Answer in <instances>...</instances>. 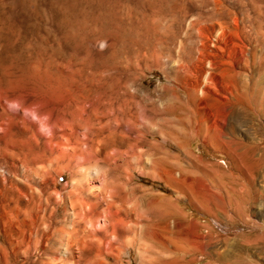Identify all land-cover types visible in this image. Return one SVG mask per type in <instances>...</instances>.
Masks as SVG:
<instances>
[{"label":"rangeland","instance_id":"1","mask_svg":"<svg viewBox=\"0 0 264 264\" xmlns=\"http://www.w3.org/2000/svg\"><path fill=\"white\" fill-rule=\"evenodd\" d=\"M7 80L0 264H264V0H0Z\"/></svg>","mask_w":264,"mask_h":264},{"label":"bare ground","instance_id":"2","mask_svg":"<svg viewBox=\"0 0 264 264\" xmlns=\"http://www.w3.org/2000/svg\"><path fill=\"white\" fill-rule=\"evenodd\" d=\"M207 47V46H206ZM201 60V59H200ZM206 61V60H205ZM212 73V72H211ZM212 77V76H211ZM215 77V76H214ZM210 79V77H209ZM213 79V78H212ZM30 88V87H29ZM29 93V92H28ZM30 96V95H29ZM29 96L27 97V91L25 90L24 88V85L21 84V83H18L14 80H7L5 82H2L0 81V102L5 100V99H11L13 97H17V98H21L22 99V103H26L27 101V98H29ZM21 102V101H20ZM161 124L162 125H166V120L164 118H162V121H161ZM168 126V125H167ZM166 127V126H165ZM165 127L162 126L160 127V130H165ZM159 131V130H158ZM166 131V130H165ZM164 133V132H163ZM167 134V133H165ZM167 138V137H166ZM98 167V166H97ZM100 168V167H99ZM104 168V167H103ZM92 170V169H91ZM94 171V170H93ZM92 175V173H90ZM75 183V182H74ZM82 184V183H81ZM90 186V185H89ZM98 188V186H97ZM95 189V188H94ZM103 189V188H102ZM105 190V188H104ZM80 191V190H79ZM79 194V193H77ZM27 197V196H26ZM102 197V196H101ZM111 197V196H109ZM111 199V198H110ZM34 200V199H33ZM116 201V200H115ZM33 201H31L30 203H32ZM113 202V201H112ZM111 203V202H110ZM82 204V203H81ZM107 204V203H106ZM114 204V203H113ZM117 205V204H116ZM113 206V205H112ZM84 207V206H83ZM91 207V206H90ZM110 207V205H109ZM120 208V207H119ZM30 209V208H29ZM107 209V208H106ZM111 209V207H110ZM113 209V207H112ZM92 210V208H91ZM120 210V209H119ZM118 210V207H117V210H116V213ZM108 211V210H107ZM106 211V212H107ZM110 211V210H109ZM75 212V211H74ZM97 212V211H96ZM95 212V213H96ZM89 213H92L89 211ZM110 213L113 215L112 213V210L110 211ZM97 214V218H98V226L99 227V233H97L92 227H89L87 225H82L81 222L78 223L79 227L76 225V226H72L70 229H66V228H59L58 229V232H57V236L54 237V236H50V234H47V237L46 238H53V241L55 242H61V243H66L67 245V249L66 250H71L69 252V255L68 256H71L72 254V257H74V253H78V257H82V256H89V255H95L96 257L100 256V255H103L104 252V249H103V246H105L108 250L109 248H113L114 249V246H115V242H113L111 239H107V236H108V233L110 232L111 235H114L116 238H119V234H118V231L119 230H125V226L123 224V217L122 219L120 218V214L117 213V215H119L118 217L119 218H116L115 216L112 217V219H108L107 217L109 216H102L98 213ZM105 214V213H104ZM81 215V214H80ZM92 215V214H91ZM110 215V214H109ZM83 217V216H82ZM27 218V217H26ZM30 218V217H29ZM34 218V217H33ZM48 218V217H47ZM91 218V216H90ZM35 219V218H34ZM84 219V217H83ZM86 219V218H85ZM93 219V218H92ZM91 219V221H92ZM136 219V218H135ZM74 222V221H73ZM26 223V221H25ZM41 223V221H40ZM89 223H93L94 222H90ZM125 223V222H124ZM137 225V224H136ZM92 226V224H91ZM136 227V226H135ZM131 228V227H130ZM128 228V229H130ZM133 228V227H132ZM136 229V228H135ZM120 233V232H119ZM54 234V233H53ZM100 234V235H99ZM155 234V233H154ZM55 235V234H54ZM113 236V237H114ZM148 236V235H147ZM114 237V238H115ZM24 239H27L26 235L23 236ZM132 240L129 239V242L130 244H132ZM144 243V242H142ZM148 244V243H147ZM148 246V245H147ZM119 247V246H118ZM121 248V247H120ZM146 248V247H145ZM112 249V250H113ZM147 249H150V248H147ZM111 251V250H109ZM147 251V250H146ZM108 252V251H107ZM113 252V251H112ZM120 252H121V249H120ZM150 252V251H149ZM116 253V252H115ZM114 253V254H115ZM113 254V253H112ZM119 255V254H118ZM50 256V255H49ZM67 256V255H66ZM67 256V257H68ZM117 256V254H116ZM104 256H102L101 258H103ZM119 257V256H118ZM70 258V257H69ZM95 259V258H94ZM94 261V260H93ZM100 262V261H99ZM104 263V261H101ZM65 263V262H64Z\"/></svg>","mask_w":264,"mask_h":264}]
</instances>
